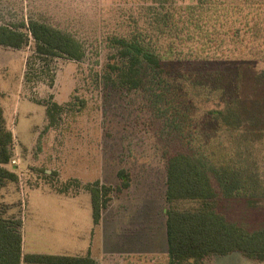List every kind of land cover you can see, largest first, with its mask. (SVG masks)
<instances>
[{
  "label": "rangeland",
  "instance_id": "374dc122",
  "mask_svg": "<svg viewBox=\"0 0 264 264\" xmlns=\"http://www.w3.org/2000/svg\"><path fill=\"white\" fill-rule=\"evenodd\" d=\"M160 1L0 0V24L40 17L74 34L85 51L80 60L50 61L48 72L33 41L21 48L0 45V107L13 135L6 166L18 175L17 182L0 189V200L10 205L9 214L22 218L23 253L89 255L97 264H168L165 210L200 209L199 200L165 198L167 158L188 148L173 131L164 102L157 100L161 81L151 82L150 75L142 87L125 89L104 78L109 72L114 76L109 63L118 62L115 36L149 37ZM27 59L30 80L24 77ZM204 64L170 67L201 69ZM246 79L251 94L252 75ZM252 95L264 99V84ZM54 101L61 109L50 119L47 107ZM121 169L129 185L120 189ZM97 180L109 187L110 199L94 223L88 185ZM217 210L249 228L264 224V207L220 199ZM202 261L264 264L237 251Z\"/></svg>",
  "mask_w": 264,
  "mask_h": 264
},
{
  "label": "trees",
  "instance_id": "16d2710c",
  "mask_svg": "<svg viewBox=\"0 0 264 264\" xmlns=\"http://www.w3.org/2000/svg\"><path fill=\"white\" fill-rule=\"evenodd\" d=\"M152 16L149 37L115 36L118 62L109 63L114 76L109 72L104 78L125 89L142 87L150 75L151 82L161 81L157 100L164 102L173 131L188 148L167 158L165 198L199 200L201 207L165 210L168 264H204L205 256L235 251L264 260V224L249 228L217 210L220 199L238 200L251 209L264 207V99L252 95L264 84V69L259 68L264 65V0H196L183 6L161 0ZM29 41L48 72L50 61L80 60L85 54L74 34L40 17L0 24L1 46L21 48ZM29 62L25 80L32 78ZM181 62L206 67H170ZM248 73L254 84L251 94L245 86ZM208 103L212 106L205 109ZM60 109L54 101L47 115L52 119ZM12 142L0 107V189L18 181L6 166ZM118 175L119 188L127 187L124 170ZM88 190L97 223L108 205L109 187L97 180ZM9 208L0 200V264H97L89 255L23 253L22 218L9 214Z\"/></svg>",
  "mask_w": 264,
  "mask_h": 264
}]
</instances>
